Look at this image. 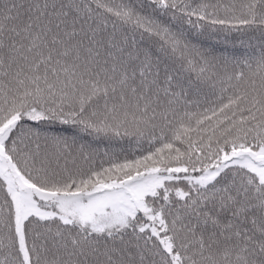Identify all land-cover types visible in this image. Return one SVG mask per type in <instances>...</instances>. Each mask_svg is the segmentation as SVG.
<instances>
[{
    "label": "snow or ice",
    "instance_id": "obj_1",
    "mask_svg": "<svg viewBox=\"0 0 264 264\" xmlns=\"http://www.w3.org/2000/svg\"><path fill=\"white\" fill-rule=\"evenodd\" d=\"M0 264H264V0H0Z\"/></svg>",
    "mask_w": 264,
    "mask_h": 264
}]
</instances>
